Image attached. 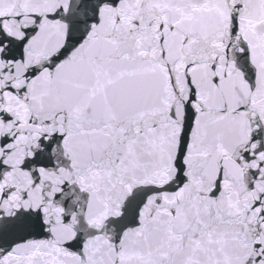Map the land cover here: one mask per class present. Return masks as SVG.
<instances>
[{
	"label": "snow or ice",
	"instance_id": "1",
	"mask_svg": "<svg viewBox=\"0 0 264 264\" xmlns=\"http://www.w3.org/2000/svg\"><path fill=\"white\" fill-rule=\"evenodd\" d=\"M0 264H264V0H0Z\"/></svg>",
	"mask_w": 264,
	"mask_h": 264
}]
</instances>
